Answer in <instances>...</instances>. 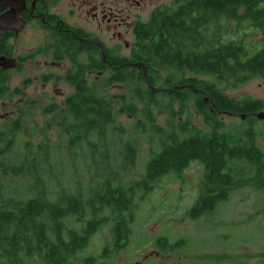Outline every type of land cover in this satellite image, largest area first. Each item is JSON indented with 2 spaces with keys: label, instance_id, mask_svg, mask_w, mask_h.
Returning a JSON list of instances; mask_svg holds the SVG:
<instances>
[{
  "label": "trees",
  "instance_id": "1",
  "mask_svg": "<svg viewBox=\"0 0 264 264\" xmlns=\"http://www.w3.org/2000/svg\"><path fill=\"white\" fill-rule=\"evenodd\" d=\"M247 29L264 32V0H172L154 8L149 20L135 28L129 59L117 49L105 51L116 68L104 86L127 85V92L111 99L118 104L117 115H142L131 130L115 124L111 100L87 83L80 69L70 71L74 92L62 105L42 107L43 112L58 111L55 124L64 134V148L42 142L31 148L24 141L21 150H14L24 125L21 111L0 121V264L88 263L102 253L91 258L79 253L109 221L116 248L125 247L139 202L156 184L179 176L193 162L203 167L204 175L187 209L191 219L217 211L246 184L264 190V148L258 142L264 133L254 126L264 101L231 98L220 89L225 81L236 86L264 76V40L248 45L241 33ZM85 49L88 59L103 69L99 48ZM185 73L194 75L186 78ZM1 77L0 99L7 90ZM220 113L246 118L226 132ZM158 116L164 124L157 123ZM28 121L35 128V120ZM116 130L124 135L121 142ZM147 132L156 138H149L143 174L133 179L123 170L134 169L137 161L132 135ZM76 158L94 162L93 172L84 168L87 184L70 179L77 172ZM162 240L167 250H174L176 242Z\"/></svg>",
  "mask_w": 264,
  "mask_h": 264
},
{
  "label": "rangeland",
  "instance_id": "2",
  "mask_svg": "<svg viewBox=\"0 0 264 264\" xmlns=\"http://www.w3.org/2000/svg\"><path fill=\"white\" fill-rule=\"evenodd\" d=\"M161 2H167V0H151L152 4H148L144 10H137V13L141 15V18L147 19L151 9ZM128 12L131 15L130 20L135 17L134 10L130 9ZM231 25L232 22H230ZM241 33L242 36L245 35L244 41L248 45L264 40V32L256 31L253 34L247 29L241 30ZM128 40L131 38L128 37ZM113 49H117V54L120 56H128L131 51V48H123V45L122 48ZM72 59L84 64L86 55L81 53ZM65 65L69 66L70 62L67 61ZM45 68L41 69L35 64L26 63L19 72H9L6 82L7 90L0 99V121L13 119L17 117L18 111H21L24 125L23 130L16 135L12 145L14 150H21L24 141H28L31 148L36 147L39 142L47 144L48 147H65L64 134L55 124L58 111L43 112L42 107L52 103L60 107L64 98L72 94L74 89L67 83L43 85L35 80V77ZM85 72L84 76L89 84L95 86L98 92L106 95L109 100L114 95L118 96L127 92L125 91L126 83L104 86L109 71H105L103 76H98L95 71L85 70ZM166 73V71L162 72L163 75ZM193 75L185 73L184 76L187 78ZM198 77L212 79V77ZM28 78L32 84L24 88L23 82L28 81ZM14 86H18V93L12 92ZM56 88L61 93L55 94ZM220 89L231 98L250 97L264 101V76H253L236 86L225 81L220 85ZM111 104L112 111L117 116L115 124L121 129H133L136 119L142 118L140 112L135 118L127 113L117 115L118 104L115 105L113 100ZM189 107H193L192 103ZM31 117L35 120V128L30 121L27 122ZM218 117L224 124L222 131L227 132L243 124L239 116L220 113ZM156 120L158 124H164L163 116H158ZM256 121L254 126L264 133V118L256 119ZM49 122L52 124H47ZM112 128L111 125L108 127L110 133H113ZM114 133L121 142L124 136L121 135L122 132L116 130ZM132 138L137 149V161L134 169L124 167L123 170L125 173L128 172L127 175L130 178L136 179L144 172L143 162L147 160L146 157L152 146L149 138L155 139L156 136H149L147 132L146 135H132ZM258 142L264 148V135L259 136ZM104 146L109 147L110 143L104 142ZM80 147L85 150L89 148L84 144H80ZM59 155L57 154L58 158ZM74 161L77 172L73 170L74 173L72 172L70 179L77 182L76 185L85 183L88 172L94 171L90 168L94 166V162L89 158H76ZM85 166L88 172L84 169ZM203 175V167L193 162L179 176L166 177L159 185H155L153 191L146 195L144 200L139 202L140 206L135 211L134 222L131 225L130 240L125 247L116 248L112 240V223L109 221L100 227L90 238L86 248L79 253V256H85V258L98 257L99 253H102L101 257L95 260L91 258L88 263L79 259L70 264H264V190H258L254 183L246 184L237 188L228 202L217 207V211L191 219L187 209L197 196ZM92 181H94L93 178ZM26 184L28 186L29 182ZM159 238H161L160 243L157 245ZM162 238H166V241L170 243L176 242L173 251L167 250L168 246Z\"/></svg>",
  "mask_w": 264,
  "mask_h": 264
},
{
  "label": "flooded vegetation",
  "instance_id": "3",
  "mask_svg": "<svg viewBox=\"0 0 264 264\" xmlns=\"http://www.w3.org/2000/svg\"><path fill=\"white\" fill-rule=\"evenodd\" d=\"M171 2H161L154 8ZM148 4H152L151 0H0V60L16 61L14 67L0 64V80L3 75L6 85L9 72H19L26 63L41 69L47 65L35 77L43 85L67 83L74 89L69 77L70 71L77 69L83 71L87 83L85 70L95 71L98 76L109 71V79L116 66L106 60L105 51L113 53V48L122 45L133 48L137 24L147 22L150 17L141 18L137 10H144ZM130 9L136 13L131 20ZM85 48H99L103 69L88 59ZM81 53L86 55L84 64L72 59ZM126 57L129 59L130 53ZM67 61L69 66L65 65ZM123 66L126 65L118 67ZM29 79L23 82L24 88L32 84ZM12 92L18 93V86ZM54 93L61 91L56 88Z\"/></svg>",
  "mask_w": 264,
  "mask_h": 264
},
{
  "label": "water",
  "instance_id": "4",
  "mask_svg": "<svg viewBox=\"0 0 264 264\" xmlns=\"http://www.w3.org/2000/svg\"><path fill=\"white\" fill-rule=\"evenodd\" d=\"M0 64L4 65L5 67H14L16 64V61L13 59H1L0 60ZM240 117L242 119H244L246 117L245 114H240ZM256 117L259 119H263L264 118V111H261L259 113L256 114Z\"/></svg>",
  "mask_w": 264,
  "mask_h": 264
}]
</instances>
